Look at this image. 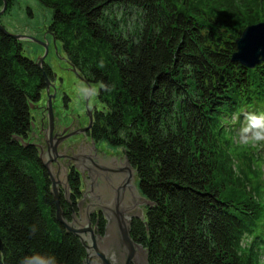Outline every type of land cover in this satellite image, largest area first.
<instances>
[{"label": "trees", "instance_id": "trees-1", "mask_svg": "<svg viewBox=\"0 0 264 264\" xmlns=\"http://www.w3.org/2000/svg\"><path fill=\"white\" fill-rule=\"evenodd\" d=\"M38 1L51 11L47 29L65 60L98 86L87 134L122 149L150 202L130 232L148 264H260L264 202L224 142L247 113H264V61L251 69L231 61L241 33L236 16L258 22L264 0H228L225 21L198 18L189 0ZM132 11L139 22L129 29ZM52 76L0 30V264H22L36 252L54 253L58 264H87L79 238L56 219L49 175L27 143L31 108ZM216 173L245 198L224 193ZM67 181L69 199L62 190L60 206L71 220L79 197L74 170ZM97 225L103 234L101 218Z\"/></svg>", "mask_w": 264, "mask_h": 264}, {"label": "water", "instance_id": "water-1", "mask_svg": "<svg viewBox=\"0 0 264 264\" xmlns=\"http://www.w3.org/2000/svg\"><path fill=\"white\" fill-rule=\"evenodd\" d=\"M6 2V0H3V8L0 11V16L5 10ZM0 30L7 35H11L15 39L22 38L21 35L12 34L7 31L1 23ZM53 41L55 42L54 37ZM234 45L235 51L231 54V61L240 64L244 68L250 69L261 64L264 61V21L246 26L240 35L234 39ZM43 46L45 52L36 60L38 66L41 65V62L47 53V45L44 43ZM71 69L77 76L85 81L74 67L71 66ZM45 85L47 102L44 104L48 115V127L46 129L47 135H45L46 149L44 150L41 144L33 142H30V144L39 148V158L42 162V166L46 169L49 175L51 193L56 207L57 221L60 222L68 232L73 233L79 238L86 251L87 264H148L147 250L130 237V220L127 219L126 216L131 215V217L134 218H143L144 212L142 210V205H149L150 202L139 192L136 183V171L131 167L125 155L123 157L122 168L124 179L117 187H115L116 192L111 198V204L94 205L91 203V199L87 194H84V199L76 202L77 211L72 214L71 220L65 218L60 206L61 188L59 185H63L65 190L64 195L68 199V181L66 175L62 177L61 174H57L54 165V163L57 162L58 157L62 156L57 151L58 143L62 138H57L55 140L52 136V97L54 94H49L48 92L49 87L51 86L48 79L46 80ZM87 85L89 87V83H87ZM78 105L77 102H72L70 113H74L73 109L78 107ZM76 111L77 110L75 109V112ZM91 123L92 116L89 114V123L85 129H88ZM127 194L131 196V206L128 203H125V198H128ZM96 207L104 208V213L108 218V223L104 228V235L98 232L97 226L92 225L90 219V214ZM1 248L2 241L0 238V249Z\"/></svg>", "mask_w": 264, "mask_h": 264}, {"label": "flooded vegetation", "instance_id": "flooded-vegetation-1", "mask_svg": "<svg viewBox=\"0 0 264 264\" xmlns=\"http://www.w3.org/2000/svg\"><path fill=\"white\" fill-rule=\"evenodd\" d=\"M45 32L48 35H50L51 40L50 42L47 41L46 43L45 42L40 43L44 49V52H45V48L43 44L45 43L47 45V53L50 46H52L53 50L56 53L57 50L59 49L58 46L59 42L56 39L55 42L53 41L54 36L47 29V27L45 29ZM17 41L21 44L23 51L21 39L19 38L17 39ZM60 48H61V44H60ZM59 56L61 55L59 54ZM62 59H64L65 63L67 64L66 67L71 72H73L71 66L65 60L64 55ZM33 61L36 63L35 60ZM43 63L49 66V68L53 72V68L49 62L44 61L43 59L41 65ZM76 77L79 79V81L84 83L86 87H88L86 80L83 81L77 75ZM49 81L51 86L49 87L48 92L49 94H54V96L52 97V102H53L52 103V110H53L52 136L55 140L57 138H62V140L58 143L57 146V151L62 156L58 157L57 162L54 163L57 174H61L62 177L66 175L68 180V175L71 170H74L77 173L79 180V189H78L79 197L76 199V202H78L81 199H84V194H87V196L91 199V203L94 205H103V204L110 205L111 198L112 196L115 195L116 192L115 187H117L124 179V174L122 172L123 157H124L123 151L119 147H111V146L110 148L113 149L119 148L121 149V151L112 152V151L101 150L99 145L100 142L103 140H92L87 134V132L91 128L92 123L88 129H85V127L89 123V114H91L92 122H93V115L95 109H97L96 103L91 105L89 103V99L82 100V102L78 103L79 104L78 107L75 108L77 110L76 112L75 109H73L74 113H68L63 109L64 106L67 104L65 102L69 99L66 95H64V97L62 98L65 104L61 102L59 103L60 105H56V100H57L56 96L58 94L56 87L57 76L55 75L54 72L52 79ZM45 102H47L46 86L44 89L41 90L39 102L34 104L31 108V116L33 123L31 126V132L29 134V138L27 140L28 144H30V142L41 144L44 150L46 149L45 135H47L46 129L48 127V115L45 108V104H46ZM127 196L128 198L127 197L125 198V203H128L131 206L132 205L131 196L129 194H127ZM68 199H69V194H68ZM93 217H96V221L94 223L92 221ZM126 217L127 219L130 220V232H131V225L134 219L136 218L131 217V215L129 216L127 215ZM100 218L101 220L104 221V228H105V225L108 223V218L104 213V208L102 209L96 207L94 210H92L90 214V219L92 224L96 225L97 228H98L97 224L100 223ZM103 235H104V229H103Z\"/></svg>", "mask_w": 264, "mask_h": 264}, {"label": "rangeland", "instance_id": "rangeland-1", "mask_svg": "<svg viewBox=\"0 0 264 264\" xmlns=\"http://www.w3.org/2000/svg\"><path fill=\"white\" fill-rule=\"evenodd\" d=\"M189 1L191 3V7L195 8L194 12L198 14V18L215 15L221 17V19H223L224 21L226 17L224 13L228 11V6L231 4V2H229L228 0ZM2 8L3 4L0 5V11L2 10ZM263 11L259 12L261 13V16L258 22L264 21ZM50 14V9L41 5L38 0H12V4L10 5V7H7L6 2L5 10L1 13L0 19L1 24L7 31L12 34L22 36V38L20 39L22 41L23 54L36 61L44 53V49L40 43H46L47 41L50 42L51 40L50 35L45 32L50 19ZM247 18H249L248 15L240 18L236 16L234 29L240 30V32H242V30L246 26L254 24L245 23V19L247 20ZM138 22L139 20L136 12L132 11L130 13H127L125 23H127L129 29H132L134 27V24H137ZM58 46L59 49L56 53L53 50L52 46H50L48 53L44 58V61H47L51 64L53 72H55L57 76L56 87L58 94L56 96V105H60L59 103L61 102L63 104L67 103L63 109L70 113L72 102H82V100L78 98L76 89L80 87L89 90L90 87V90L95 91V95H92L90 98H88L89 103L91 105L96 103V106L98 107L99 105L96 101V92L98 86L95 84H89V87H86L84 83L79 81L76 75L66 67L67 64L65 63L64 59H62L63 53L61 51L59 43ZM59 54L61 56H59ZM64 95L69 98L65 103L62 99ZM235 134L236 132L232 131L231 134L226 135V143L224 142V144L227 147L231 148L229 150V152H231L230 155L239 164V166L243 169L245 168L244 171H246L247 175L245 177L250 178V184L251 186H253V188H255L253 191L255 192L257 197L258 195H260V200L264 202V148H251L248 146L238 145L233 141V137ZM248 167L251 171H248ZM213 181L222 190H224V193L230 192L233 193V195L236 197L239 196L242 199L245 198L244 190L235 188L233 184L229 183L224 173H216L214 175ZM59 187L61 188V192L64 187L63 185H59ZM142 206V210L144 212L145 205ZM259 258L260 264H264V253H261Z\"/></svg>", "mask_w": 264, "mask_h": 264}, {"label": "clouds", "instance_id": "clouds-1", "mask_svg": "<svg viewBox=\"0 0 264 264\" xmlns=\"http://www.w3.org/2000/svg\"><path fill=\"white\" fill-rule=\"evenodd\" d=\"M101 87H105L101 85ZM78 98L80 100H86L92 95H95L94 90H86L78 87L76 89ZM237 120L236 116L227 118L226 122L229 124H234ZM123 138L125 136L124 132L119 133ZM234 143L238 145L248 146L251 148H264V113L249 112L245 115L244 121L241 122V126L237 130L233 137ZM101 150L119 152L121 149L110 148L108 142L101 141L99 145ZM249 238L247 236L241 237L240 248L243 250ZM22 264H58V259L54 253H32L26 255L23 258Z\"/></svg>", "mask_w": 264, "mask_h": 264}]
</instances>
